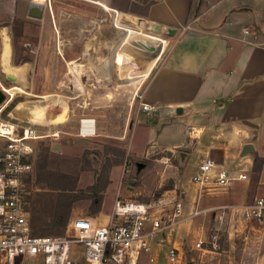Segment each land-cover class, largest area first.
<instances>
[{
    "label": "crops",
    "instance_id": "crops-1",
    "mask_svg": "<svg viewBox=\"0 0 264 264\" xmlns=\"http://www.w3.org/2000/svg\"><path fill=\"white\" fill-rule=\"evenodd\" d=\"M99 1L109 8H103L102 4L105 13L117 11V14L123 15L125 23L142 26L143 22H148L156 30L158 26L164 27L165 33L168 27L174 28L170 35L166 33L168 45H165L162 57L159 58L160 52L157 53L141 89L142 100L151 104L152 108L142 110L132 104L135 121L130 125L133 135L130 149L133 154L153 156L155 162L150 170L154 173L162 170L159 177L155 174V181L154 178L152 182L145 179L149 188L154 182V188L161 187L164 170L171 177L167 180V187L156 192L153 198L181 201L182 218L166 229L163 243L155 240L151 243V253L156 255L154 264H162L161 254L166 259L165 264H185L184 245L190 243L189 236L194 235L200 225L204 228L209 221L224 224L229 237L231 233L243 230L245 221L229 208L223 212L222 219H218L221 206L264 196V160L260 162L259 159L264 157V41L253 44L240 39L243 26L251 25L264 40V0ZM74 4L79 11L73 12L69 19L76 20L84 17L82 13L89 16L97 11L94 4L79 3L78 0ZM43 7H48V3L45 2ZM139 7L143 9L139 10ZM40 16L33 17L39 19ZM88 18L94 21V18ZM187 23L190 26H185ZM145 39L153 41L155 38L145 36ZM89 49L81 52L86 54ZM73 58L77 60L80 57ZM69 60L67 64L73 71L74 59ZM0 63L5 68L16 69L11 62L8 39L3 42ZM27 71L28 68L15 70L24 79ZM16 86L22 89L17 84L10 88ZM23 91L33 96L29 97V101L34 102L31 109H43L41 118L46 114L49 121L60 122L54 107L60 95L37 94L29 89ZM178 107L181 111L176 110ZM27 108L28 102L23 100L13 108V113L19 114L17 116L22 119L39 121L32 116L21 117V112L24 113ZM80 122L85 127L83 135L94 133L92 117H82ZM90 126H94L91 131L88 130ZM244 144H250L252 149L244 151ZM207 156L213 159L215 168H227L235 175L243 172L245 177L225 184H197L192 175L197 171L200 160ZM255 157L258 162H255ZM161 159L165 164L158 162ZM186 168L189 171L184 173ZM111 205L101 220V214H95L97 211L86 217L102 224L108 218ZM194 211L197 213L194 214ZM75 216H71L66 223ZM259 235L262 239L263 232ZM171 247L177 250L173 261L169 258ZM73 252L74 257H81L82 246L75 244ZM147 258V253L142 252L136 264H148Z\"/></svg>",
    "mask_w": 264,
    "mask_h": 264
},
{
    "label": "rangeland",
    "instance_id": "rangeland-1",
    "mask_svg": "<svg viewBox=\"0 0 264 264\" xmlns=\"http://www.w3.org/2000/svg\"><path fill=\"white\" fill-rule=\"evenodd\" d=\"M31 1L0 0V58L3 42L8 39L11 62L16 72L28 68L25 79L21 76L15 81L5 82L0 76L2 82L5 85H20L23 90L29 89L37 94L60 95L54 106L60 122L49 121L46 114L41 118L43 109H31L34 102L29 101L28 94L20 91L13 93L14 97L0 111V118L15 121L19 125L18 131L23 127H31L34 132L41 134L32 139L37 146V158L41 160L40 152H48V168L55 171L51 176L43 173V181L37 179L36 169L29 173L31 175L27 177L26 186L29 191L28 210L31 212L33 200H40V197L44 200L42 204L47 209L51 208L50 196L57 191L71 194L69 218L94 213L93 198L96 197L101 198V209L95 212L101 214H98L100 220L109 211L116 194L125 198L153 200L156 192L167 187V180L171 177L164 170L161 187L154 188L156 182L150 188L147 186L145 179L152 182L154 178L155 181L162 170L156 173L150 170L155 162L153 156L131 153L130 140L133 135L130 125L135 121L132 104L139 106L136 92L141 91L157 53L160 52L158 57H162L168 45L165 28L158 26L156 30L148 22H143L142 26L125 23L123 15L105 13L102 4L103 8H109L99 0H78L79 3L96 5L97 11L89 16L88 13H82L84 17L76 20L69 19L73 12L79 11L75 8V0H39L38 4L47 2L49 5L43 7L42 16L38 19L28 14ZM78 8L81 6L78 5ZM133 15L138 16L136 13ZM88 17L94 18V21H89ZM145 36L162 43L161 50L155 54L156 44L146 40ZM119 39H122L121 43H118ZM129 39H133V42L130 43ZM142 45L148 48L139 57L136 53ZM88 48L91 49L86 54L81 52ZM77 55L80 58L75 60L73 57ZM69 59H74L71 71L75 75L67 64ZM83 59L88 60L81 62ZM23 100L28 102V108L24 113L21 112V117L32 116L39 121L22 119L17 116L19 114L13 113V107H18ZM39 103L42 106L37 101ZM82 117L93 118L95 131L92 135L82 134L85 133L82 132L84 124L79 123ZM93 127L90 126L88 130L91 131ZM139 161L142 162L141 167L137 165ZM158 162L165 164L162 159ZM183 171L187 173L189 169ZM59 172L65 175L64 178L56 176ZM105 180V188L100 190ZM47 181L50 183L47 184ZM44 220L46 224L40 225L38 233L63 232L58 218L52 220L51 217H44ZM215 232L217 235L213 237ZM260 232H263L262 239ZM245 233L247 236H244ZM199 236L204 240L201 246H196L195 237ZM189 237L190 243L187 244L190 255L183 257L185 264H264V220L247 221L241 233L233 232L230 237L226 225L209 221L207 226L202 228L200 225L194 235ZM160 257L161 263L165 264L164 255ZM31 260L26 258L22 264H29ZM33 261L34 264H41L40 258Z\"/></svg>",
    "mask_w": 264,
    "mask_h": 264
},
{
    "label": "built area",
    "instance_id": "built-area-1",
    "mask_svg": "<svg viewBox=\"0 0 264 264\" xmlns=\"http://www.w3.org/2000/svg\"><path fill=\"white\" fill-rule=\"evenodd\" d=\"M240 39L253 44L264 41L251 25L243 26ZM0 73L5 82L10 81L2 67ZM12 86L5 85L0 77V89L5 93L3 101L10 97ZM136 95L142 110L152 108L142 100L141 91ZM18 127L15 121L0 118V264H22L26 258L32 259L29 264H34L33 260L37 258L41 264H136L142 252L147 253L148 264H154L151 243L154 240L163 243L166 229L182 218L180 199L144 201L116 194L108 218L102 224L78 215L66 223L62 233H33L28 219L29 191L26 186L27 175L33 170L35 143L32 139L41 134L31 127L18 131ZM245 175L243 172L235 175L224 167L215 168L213 159L207 156L200 160L192 180L199 185L225 184ZM221 208L219 220L227 208L238 213L245 222L264 220V196ZM216 235L215 232L212 236ZM203 240L202 236L198 237L195 245L201 246ZM75 244L82 246L81 257H74ZM169 253L170 260H175L177 250L171 247Z\"/></svg>",
    "mask_w": 264,
    "mask_h": 264
},
{
    "label": "trees",
    "instance_id": "trees-1",
    "mask_svg": "<svg viewBox=\"0 0 264 264\" xmlns=\"http://www.w3.org/2000/svg\"><path fill=\"white\" fill-rule=\"evenodd\" d=\"M155 1V0H149L148 3ZM20 35V32L17 33V36ZM42 154L41 160L40 158H37V146H34V152L32 155V161H33V168L34 171L36 169L37 179L43 181L44 178L42 176L43 173H46L48 176H51V174H55V171L51 168H48L49 163V156L50 154L48 152L39 153V155ZM255 157V162H256ZM264 160V157L260 158V162ZM141 162V161H140ZM36 166L38 168H36ZM47 168V170L45 169ZM106 173V172H105ZM58 178H64V174L59 172L56 174ZM47 184L50 183L49 181L46 182ZM45 184V185H47ZM106 185V180L104 181L103 185L100 186V190H104ZM39 194V193H37ZM70 193H67L66 191H57L55 193H52L50 196V202H51V208L47 209L45 205L42 204L44 200L40 197L37 201L36 199L32 202V208L29 216L30 224L32 226V232L36 233L39 229L40 225L46 224V220H44V217H51L52 220L58 218V224L60 226L61 231H64L65 225L67 220L69 219V216L71 214L72 209V198H70ZM39 195H37V198ZM36 202V203H35ZM93 203L95 205L94 211H98L101 208V198H93ZM46 231V230H45ZM44 233V232H42ZM184 258L188 257L190 255V248L188 244L184 245Z\"/></svg>",
    "mask_w": 264,
    "mask_h": 264
},
{
    "label": "water",
    "instance_id": "water-1",
    "mask_svg": "<svg viewBox=\"0 0 264 264\" xmlns=\"http://www.w3.org/2000/svg\"><path fill=\"white\" fill-rule=\"evenodd\" d=\"M37 4L38 3L31 2L30 6L37 5ZM126 17H130V16L127 15ZM173 29L174 28L168 27L166 29V33L170 35L173 32ZM2 71L4 72L5 77L10 81H15L20 78L19 74H17L15 70H13L12 68H5V66H2ZM4 98H5V93L0 89V103L3 101ZM176 110L181 111V108L178 107ZM251 149H252V146L250 144H244L243 146L244 151H248V150L250 151ZM137 165L138 167H141L142 162H137Z\"/></svg>",
    "mask_w": 264,
    "mask_h": 264
},
{
    "label": "bare ground",
    "instance_id": "bare-ground-1",
    "mask_svg": "<svg viewBox=\"0 0 264 264\" xmlns=\"http://www.w3.org/2000/svg\"><path fill=\"white\" fill-rule=\"evenodd\" d=\"M154 34H156V33H154ZM122 38H124V37H122ZM152 41V40H151ZM6 42V41H5ZM122 42V39H119L118 40V43H121ZM129 42L131 43V42H133V39H129ZM136 42V41H135ZM153 42L156 44V47H157V50H156V52H155V54L157 53V51L161 48V45H162V43H160V42H158V40H153ZM157 42L158 43H160V44H157ZM134 44V43H133ZM132 44V45H133ZM128 45V44H127ZM9 46V45H8ZM139 46V45H138ZM5 47V46H4ZM132 47V46H131ZM122 48V47H121ZM147 48L148 47H139L137 50H138V52L136 53V54H138L137 56H139V57H142L143 56V54L146 52V50H147ZM5 54V53H4ZM132 54V53H131ZM153 56V55H152ZM133 59V58H132ZM149 62H151V61H149ZM142 72V71H141ZM9 91L11 92V95H10V97L9 98H7L4 102H3V104H2V106H1V108H0V111H1V109L8 103V101L14 96V91H20V92H22V93H25L22 89H20L19 87H13V88H10L9 89ZM31 96V95H30ZM41 99V98H40ZM22 103V102H21ZM20 104V103H19ZM23 105H24V103H23ZM16 107V106H15ZM14 108V107H13ZM13 111V110H12Z\"/></svg>",
    "mask_w": 264,
    "mask_h": 264
},
{
    "label": "flooded vegetation",
    "instance_id": "flooded-vegetation-1",
    "mask_svg": "<svg viewBox=\"0 0 264 264\" xmlns=\"http://www.w3.org/2000/svg\"><path fill=\"white\" fill-rule=\"evenodd\" d=\"M48 5H49V3H48ZM42 11H43V5L37 4V5L30 6L28 13L30 15H33L34 17H38V16L42 15Z\"/></svg>",
    "mask_w": 264,
    "mask_h": 264
}]
</instances>
